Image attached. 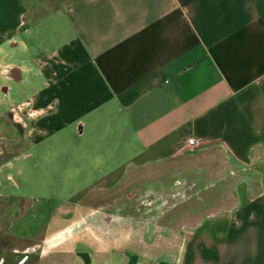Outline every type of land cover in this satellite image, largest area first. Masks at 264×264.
<instances>
[{
	"label": "crops",
	"instance_id": "crops-1",
	"mask_svg": "<svg viewBox=\"0 0 264 264\" xmlns=\"http://www.w3.org/2000/svg\"><path fill=\"white\" fill-rule=\"evenodd\" d=\"M0 77L8 234L74 264H264V0H0ZM212 145L233 203L187 191L169 219L112 221L116 190L175 194L163 178L199 177ZM90 218L112 231L61 236Z\"/></svg>",
	"mask_w": 264,
	"mask_h": 264
},
{
	"label": "rangeland",
	"instance_id": "rangeland-1",
	"mask_svg": "<svg viewBox=\"0 0 264 264\" xmlns=\"http://www.w3.org/2000/svg\"><path fill=\"white\" fill-rule=\"evenodd\" d=\"M1 77H0V89H1ZM10 85H14L10 82ZM2 94V93H1ZM2 97V95H1ZM220 158L222 161V151L215 145L206 148L202 153V163L198 166L200 169V176L195 178L194 180H190L193 177H186L183 175L185 172L179 171L177 176L174 177H164L163 180L172 184L173 186H179V192L173 193H164V192H155L151 190V188H147L146 190H139L138 192H130V200L129 197H126V192H120L116 190L114 193L115 208L113 211L114 214L111 215L112 221H125L129 222V225L126 226L125 231H134L135 218H148V220L155 221L156 218L162 216L164 218H170L175 215V212H179L181 210H176L175 205L178 197L184 200L187 199V191L192 192L191 196L196 200L197 205H200L201 202L197 201L201 198L203 199L202 192H210L212 190L211 200H214V197L218 196V188L221 191H226V196L228 198V204L233 203L234 195L233 188L235 186L234 175L230 173L231 166L228 163L220 166L218 163V159ZM222 164V163H221ZM168 165L167 167H169ZM176 166H178L176 164ZM180 168V167H179ZM164 169V168H163ZM204 169V170H203ZM218 169V170H216ZM203 170V175H202ZM148 173L153 174L154 169L148 171ZM211 177V178H210ZM220 177V178H219ZM219 178V179H218ZM37 179V178H36ZM213 179L220 180L224 183V185H212L213 181H209ZM131 184H133L131 189L138 187L144 181L145 186L149 184H155L154 180H156L153 176L143 177L142 179L132 178ZM5 185L11 188L9 181H6ZM130 189V190H131ZM11 195H16L19 192L13 186L11 190ZM221 193V192H220ZM126 195V196H125ZM111 198V197H110ZM181 200V199H180ZM117 208V209H116ZM15 209L10 208V203L5 201L4 199H0V264H62L69 263L74 264L73 254L70 252L59 251V247L51 246V244L46 243L42 240L41 237L33 240H24L15 236L8 234V223L10 221V217ZM224 208H207V209H196V212L200 213V215L205 216L206 214L215 213L218 211H222ZM106 221L101 223L100 220L98 225L94 224L92 218L84 220L82 222L73 224L68 228V232H64L61 236L71 237V235L75 234L78 231H86L91 232V230L98 226L102 231H112L113 225H107ZM140 221L136 224L137 230L139 229ZM116 226V225H114ZM123 229V228H122ZM120 227H116V231H120ZM122 231V230H121ZM169 232V231H168ZM62 238L63 237H59ZM73 239V237L71 238ZM55 243V242H54Z\"/></svg>",
	"mask_w": 264,
	"mask_h": 264
},
{
	"label": "built area",
	"instance_id": "built-area-1",
	"mask_svg": "<svg viewBox=\"0 0 264 264\" xmlns=\"http://www.w3.org/2000/svg\"><path fill=\"white\" fill-rule=\"evenodd\" d=\"M206 140H212V137L211 136H207L206 138H202V139H197L195 137H192V138L188 139L187 143H188L189 147H195V146H200Z\"/></svg>",
	"mask_w": 264,
	"mask_h": 264
}]
</instances>
